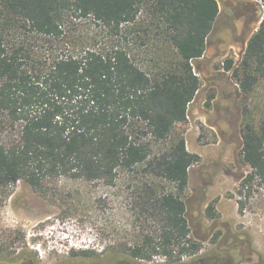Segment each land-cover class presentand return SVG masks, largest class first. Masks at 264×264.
Returning <instances> with one entry per match:
<instances>
[{
  "label": "trees",
  "instance_id": "obj_1",
  "mask_svg": "<svg viewBox=\"0 0 264 264\" xmlns=\"http://www.w3.org/2000/svg\"><path fill=\"white\" fill-rule=\"evenodd\" d=\"M260 2L258 29L225 66L245 99L240 212L264 182V115L250 106L264 78ZM218 13L217 0H0V188L23 181L54 201L65 180L102 182L130 234L113 256L196 254L183 196L198 156L173 129L199 90L193 63ZM206 212L215 217L213 203Z\"/></svg>",
  "mask_w": 264,
  "mask_h": 264
},
{
  "label": "rangeland",
  "instance_id": "obj_2",
  "mask_svg": "<svg viewBox=\"0 0 264 264\" xmlns=\"http://www.w3.org/2000/svg\"><path fill=\"white\" fill-rule=\"evenodd\" d=\"M217 2L219 13L204 54L193 63L199 90L185 121L173 129L198 156L188 170L183 199L190 234L200 245L196 254L176 264H264V182L240 212L235 190L248 172L240 134L245 99L232 70L225 68L229 60L238 65L260 25L263 6L260 0ZM250 106L264 115V78ZM63 184L67 197L54 201L23 181L9 191L0 188V258L25 255L18 263L0 259V264H166L159 255L150 261L113 256L109 248L130 237L119 217H113V189L97 181ZM211 203L213 218L206 212Z\"/></svg>",
  "mask_w": 264,
  "mask_h": 264
}]
</instances>
